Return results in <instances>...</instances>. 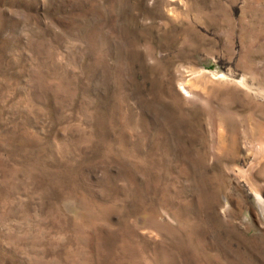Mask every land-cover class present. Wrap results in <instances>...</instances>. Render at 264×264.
I'll list each match as a JSON object with an SVG mask.
<instances>
[{
  "label": "rangeland",
  "instance_id": "rangeland-1",
  "mask_svg": "<svg viewBox=\"0 0 264 264\" xmlns=\"http://www.w3.org/2000/svg\"><path fill=\"white\" fill-rule=\"evenodd\" d=\"M0 264H264V0H0Z\"/></svg>",
  "mask_w": 264,
  "mask_h": 264
}]
</instances>
